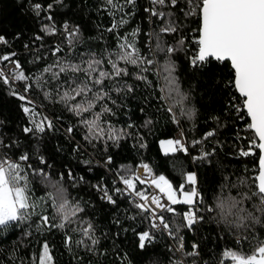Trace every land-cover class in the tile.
I'll return each instance as SVG.
<instances>
[{
  "label": "trees",
  "instance_id": "obj_1",
  "mask_svg": "<svg viewBox=\"0 0 264 264\" xmlns=\"http://www.w3.org/2000/svg\"><path fill=\"white\" fill-rule=\"evenodd\" d=\"M119 2L123 4V0ZM36 4L41 6L39 14L33 7ZM49 4L51 8H48ZM153 7L172 15L153 17L150 12L144 11ZM185 8V0H178L175 8L170 6V0H166L164 6H154L150 0H136L134 8L131 5L125 7L115 19L123 16L128 20L124 27L117 30L119 35L134 40L140 52L149 58V47L154 48L156 43L155 37L150 39L151 34L160 33L170 19L176 23L178 31L160 33V39L165 46L178 48L172 56L176 66L175 76L181 91L188 97L185 107L194 109L192 118L182 116L178 123L173 122L172 114L167 110L171 102L160 99L163 81L156 75L159 71L157 65L148 66L151 70L144 73L148 81L145 82L135 79L139 69L121 64L132 74L118 80L121 84L131 85L133 91L111 92V98L117 103L112 104L111 100L107 103L115 114L105 115L102 120L121 130L123 137L117 143L106 138L89 143L84 139L86 130L80 124L81 117L69 112L60 102V94L65 88H58L57 81L51 79V73H45L43 69L56 63L57 57L52 55L56 46L64 49L57 53L58 57L66 58L72 54L67 35L74 29L78 30L79 36L74 50L76 53H103L105 49L116 51L117 32L107 31L113 16L109 15L104 0H60L59 3L55 0H0V36L6 41L0 45V55L15 53L12 58L31 78L10 87L0 81V156L6 155L16 161L21 155L29 157L21 163L28 172L32 196L41 202L38 211L55 217L53 223L59 222L55 208L47 199V193L53 189L42 175H34L33 169L47 173L48 181L58 182L66 190L71 204L79 203L83 208L74 222L64 229L38 232L35 216L28 224L10 223L7 228L0 226V264H39V254L45 242L49 245L54 264H174L176 260L183 261V264H193V261L195 264H221L222 260H226V264H231L230 258L222 255L225 250L252 252L247 240L241 239V243L237 244L238 236L254 235L256 240L264 241V224L238 233L220 222L216 212L206 211L199 213L204 217L202 221L191 229L181 227L174 238L161 230L151 229L149 220L131 203L134 198L126 192H115V188L119 187L116 180L120 174H125V170L133 172L137 164L145 163L153 176H165L178 195L180 185L186 184L183 174L195 173L198 192L203 197V204L198 207H215L218 196L247 192L248 187L241 185L240 180L250 182L257 174L258 149L253 150V155H240L241 149L248 150L247 138L252 133L246 130L250 122L246 114L241 119L240 114L230 106L240 103L234 87L229 84L233 79L230 64L209 59L203 66H192L190 58L198 51L194 41L198 38L196 29L199 20L197 17H185L182 11ZM46 26L55 27V34L42 31ZM134 29H139V32L132 37L130 34ZM181 38L184 40L182 47L177 45ZM156 59L161 65L165 62L163 53ZM104 68L110 70V65L105 64ZM53 71L58 72V69ZM41 75L42 79L37 81V76ZM25 83L31 85L27 93L24 92ZM13 90L25 95L27 100L22 101L13 95ZM45 93L49 95L46 97ZM83 99L78 97L76 102ZM22 106L34 108L39 114L37 119L47 117L52 127L46 128L43 133H25L24 128L32 127V123ZM95 111H99V106L93 109ZM176 113H179V105ZM83 118L91 117L85 114ZM149 120L151 123L146 125ZM102 126L107 128V124ZM69 127L73 128L71 134L67 131ZM177 127H181L184 133L187 152L179 149L164 152L161 141L172 139ZM208 131H214L215 135L205 141L203 138ZM197 140L202 143L194 144ZM213 149L215 153L211 157L193 160L202 151L212 152ZM109 156L112 157L111 164L106 163ZM41 158L44 163H41ZM97 185L106 188L116 203L102 199V192L95 187ZM224 185L227 187H222ZM186 188L190 190V185L186 184ZM255 202L248 201L245 207L253 210ZM172 207L175 213L163 212V215L175 230L176 225L184 223L182 216L188 206L178 204ZM88 223L93 225L95 238L99 241L92 246V251L88 249L91 241L81 232L73 231L87 227ZM145 231L151 233L152 239L146 240L145 247L141 248L138 234ZM26 232L31 235H25ZM66 235L72 238L71 245L66 246ZM178 237H183L185 253L191 252L192 245L196 244L199 256L188 257L177 252ZM80 239L85 240L86 246L75 243Z\"/></svg>",
  "mask_w": 264,
  "mask_h": 264
},
{
  "label": "snow or ice",
  "instance_id": "obj_2",
  "mask_svg": "<svg viewBox=\"0 0 264 264\" xmlns=\"http://www.w3.org/2000/svg\"><path fill=\"white\" fill-rule=\"evenodd\" d=\"M55 2L59 3L60 0H55ZM104 3L107 6L109 15L113 16L112 24L107 31L117 32L116 51L109 52L105 49L103 53L91 51L76 53L74 50L79 40L78 30L68 31L67 25H65V30L68 31L69 52L72 54L66 58L58 57L57 53H61L64 49L56 46L52 50V55L57 57L56 63L43 69V72L51 73V79L57 81L58 88H65L60 94V102L66 106L69 112L81 117L80 124L86 130L84 139L89 143H93L106 138L113 143H117L123 137L124 133L121 130L116 129L109 121L102 120L105 115L115 114L107 103L108 100H111L112 104L117 103L116 99L111 98V92L120 93L125 89L128 92L133 91L131 85L121 84L118 80V78L132 74L129 68L121 66V64L131 65L139 69L135 73V79L145 82L148 81L144 73L151 70L148 66L157 65L159 71L156 72V75L158 79L163 81L160 89L162 93L160 99L171 102L167 110L172 114L173 122L178 123L179 118L182 116L191 119L194 115V109L185 107L184 102L188 97L181 91L179 80L175 76V62L172 60V56L178 48L165 46L160 39V33L177 32L176 23L170 19L169 23L160 29V33L153 32L151 34L150 39L155 37L156 43L154 48L149 47L151 57L149 58L140 52L134 40H130L128 36H120L117 31L124 27L128 20L123 16L120 19H115V16L122 13L124 8L129 5L134 8L136 0H123V4L119 0H104ZM150 3L154 6H164L166 0H150ZM185 4L186 8L182 9L185 17H197L199 20V27L196 29L198 38L194 41L198 46V51L190 58L192 66H203L210 58L217 62H230L233 79L229 81V84L234 87L240 101L239 105L230 104V106L240 114L239 118L243 119L246 114L250 121L246 125V130L252 133L247 138L248 150L241 149L240 155L247 157L254 154L253 150L258 149V175L252 177L250 182L247 179L240 180L241 185L248 187L247 192H241L235 196H218L215 207H198V205L203 204V197L200 196L196 187L197 177L195 173L183 174L186 184L191 185V188L190 190L187 189L186 184L182 183L179 187L178 196L177 190L174 189V186L165 176H151V169L147 164L140 165L145 173L143 177L136 175L134 172H129V170H125V174H120L119 182L124 185V188L116 187L115 192L120 194L127 192V195L134 197L131 203L145 219L149 220L151 229L157 231L162 229L174 238H176V234L181 227L191 229L196 223L202 221L204 217L199 215L201 211L216 212L220 222L239 233L242 230L264 224V0H185ZM177 5L178 0H170L171 7L175 8ZM33 7L39 14L41 6L36 4ZM51 7L52 5L49 4L48 8ZM144 11L150 12L153 17H164L165 15L171 17L172 15V13L158 11L155 7L145 8ZM127 15H131V13ZM48 19H51V17H48ZM42 31L53 35L56 29L55 27L46 26ZM138 32L139 29H134L130 36L135 37ZM37 39H40V37H37ZM0 43H6L2 36H0ZM183 44V38L177 41V45L180 47ZM161 53L165 56V62L162 65L156 59ZM14 56L15 53L0 55V62L9 61L15 65L10 76L0 71V81L9 87L11 86V80L26 82L31 79L21 70L19 62L12 60ZM105 64L110 65V70H105ZM54 68H57L58 72L53 71ZM36 79L39 81L42 79V75L37 76ZM30 87V84L25 83L24 92L27 93ZM12 94L18 96L22 101L27 100L25 95H20L15 90L12 91ZM48 95V93H45L46 97ZM78 97H84V99L76 102ZM28 103H31V101H28ZM177 105H179L178 114L176 113ZM97 106H99V111L93 112V109ZM22 107L24 113L31 117L30 122L32 123V127L24 128L25 133H43L46 128L52 127L51 121H48L47 117L37 119L39 114L34 108ZM85 114H89L91 118H83ZM150 123V120L146 121V125ZM102 124H107V128L103 127ZM67 131L71 134L73 128L69 127ZM214 135V131H208L203 139L207 141L208 138ZM193 143L200 144L202 141L197 140ZM162 144H167L170 147L179 145V150L187 152L180 140H169L162 142ZM141 146L143 147V145ZM171 150L175 151L177 149L171 147ZM214 153L215 149L212 152L202 151L201 155L193 157V160H204ZM28 159L27 155H21L18 161L12 160L6 155L0 156V226L7 228L10 223L16 225L28 224L35 216L37 217L36 230L38 232L45 229L66 228L74 222V218L79 213L83 212V208L79 203L71 204L66 190L58 182L48 181L47 173H44L43 170L33 169V174L42 175L43 179L53 189V191L47 193V199L51 201L52 206L55 208L59 216V222L53 223L55 217H50L38 211L41 202L33 198L28 172L21 163ZM111 162L112 157L109 156L106 163L111 164ZM41 163H44L43 158H41ZM85 163H90V161H85ZM69 176L71 178V173H69ZM148 176H151L150 185L166 197L167 203H161V196L159 195L152 194L149 196L146 192L137 190V182L141 185L149 183ZM225 180H227V177H225ZM95 187L102 192V199H106L112 204L116 203L106 188H101L99 185ZM222 187H227V185ZM232 187H236V185H232ZM135 198H139L140 202H137ZM248 201H256L252 205L254 211L245 207ZM178 204L187 205L188 207L182 216L184 223L176 225L175 230H173L163 212L175 213L172 205ZM157 209L160 211L158 212ZM256 213H259V215ZM73 231L81 232L83 237L91 241V246H88L89 251L94 250L92 246L99 243L95 238L91 223H88L87 227L76 228ZM25 235H31V233L26 232ZM138 235L141 248L145 247L146 240L151 241L152 239L149 231ZM178 239L177 252L188 257L199 256L196 244L192 245L191 252L185 253L183 237H178ZM241 239L249 242L252 252L246 254L237 250H225L222 253L223 257L230 258L231 264H264V241L256 240L254 235L238 236V245L241 243ZM254 240L255 244L253 245L252 241ZM71 243L72 238L66 235V246L71 245ZM75 243L78 246L85 245V240L80 239ZM39 264H54V258L50 254L47 242L42 245ZM174 264H183V261L176 260ZM193 264H195V261H193ZM221 264H226V260H222Z\"/></svg>",
  "mask_w": 264,
  "mask_h": 264
},
{
  "label": "built area",
  "instance_id": "obj_3",
  "mask_svg": "<svg viewBox=\"0 0 264 264\" xmlns=\"http://www.w3.org/2000/svg\"><path fill=\"white\" fill-rule=\"evenodd\" d=\"M5 40V39H4ZM1 44H4V43H0ZM9 53H12V52H7V53H3L2 55H5V54H9ZM12 60L16 61L15 59L12 58ZM15 68V65L9 61H4V62H0V71H3L5 73V75H8L10 76L11 72L14 70ZM22 70V69H21ZM23 71V70H22ZM18 81H15V80H11V84H16ZM172 140L175 141V140H180L181 141V144L183 145L184 148L187 147V141L185 139V136H184V133L181 129V127H177V129L175 130L174 134H173V137H172ZM174 147L176 149H180V146L179 145H174ZM141 164H145V163H139L135 166L134 168V173L136 175H139V176H145V173H144V170L142 167H140ZM151 176H153L152 172H151ZM151 176H148V181L149 183H146L144 185H141L139 184V182H137V190H140V191H144L146 192V194H148L149 196H151L152 194H156V195H159L161 196V203H167L166 201V197L163 196V194L159 193V190L156 189L154 186H151L150 185V179H151ZM116 182L118 183L119 187L120 188H124V185L122 183L119 182V177L117 178ZM197 189H198V186L196 185ZM190 188H191V185H190ZM127 193V192H126ZM132 197V196H131ZM134 198V197H132ZM138 202L139 201V198H135ZM153 207H155L153 205ZM157 211L159 212L160 210L157 209ZM158 222V221H157ZM150 223V222H149ZM155 230V229H154ZM161 231H163L161 229ZM165 232V231H163ZM143 233V232H142ZM167 233V232H165Z\"/></svg>",
  "mask_w": 264,
  "mask_h": 264
},
{
  "label": "rangeland",
  "instance_id": "obj_4",
  "mask_svg": "<svg viewBox=\"0 0 264 264\" xmlns=\"http://www.w3.org/2000/svg\"><path fill=\"white\" fill-rule=\"evenodd\" d=\"M169 140H172V139H167V140H163V141H161V149L164 151V152H170V151H172L171 150V147H174V146H169V145H167V144H162V142H166V141H169ZM175 148V147H174ZM179 196V195H178Z\"/></svg>",
  "mask_w": 264,
  "mask_h": 264
},
{
  "label": "water",
  "instance_id": "obj_5",
  "mask_svg": "<svg viewBox=\"0 0 264 264\" xmlns=\"http://www.w3.org/2000/svg\"><path fill=\"white\" fill-rule=\"evenodd\" d=\"M211 59V58H210ZM229 64H230V62H229ZM258 161H259V157H258ZM258 166H259V164H258V162H257V174L256 175H258Z\"/></svg>",
  "mask_w": 264,
  "mask_h": 264
}]
</instances>
